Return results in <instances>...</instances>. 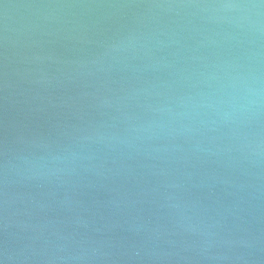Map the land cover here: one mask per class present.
Returning a JSON list of instances; mask_svg holds the SVG:
<instances>
[{
	"label": "water",
	"instance_id": "1",
	"mask_svg": "<svg viewBox=\"0 0 264 264\" xmlns=\"http://www.w3.org/2000/svg\"><path fill=\"white\" fill-rule=\"evenodd\" d=\"M0 264H264V0H0Z\"/></svg>",
	"mask_w": 264,
	"mask_h": 264
}]
</instances>
